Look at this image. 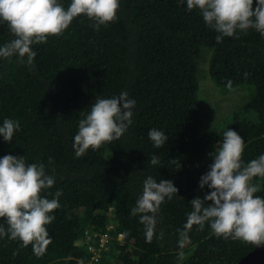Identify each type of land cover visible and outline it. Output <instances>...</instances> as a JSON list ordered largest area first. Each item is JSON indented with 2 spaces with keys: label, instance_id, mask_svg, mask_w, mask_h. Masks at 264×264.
<instances>
[{
  "label": "trees",
  "instance_id": "1",
  "mask_svg": "<svg viewBox=\"0 0 264 264\" xmlns=\"http://www.w3.org/2000/svg\"><path fill=\"white\" fill-rule=\"evenodd\" d=\"M58 3L67 9L71 0ZM117 17L98 30L86 16L74 18L61 35L31 46V64L26 56L23 62L0 57V127L5 119L20 125L11 142L0 135V158L43 163L55 183L41 195L62 193L60 207L50 213L55 219L46 225L51 243L44 254L37 257L31 244L0 236V264H89L96 256L93 264H236L256 246L218 238L208 223L203 230L185 225L190 201L210 191L199 181L210 171L209 153L224 131L234 129L243 138L245 164L264 154V36L250 28L218 43L219 33L199 9H187V0H119ZM14 38L0 23V47ZM210 81L236 92L247 86L251 98L244 109L254 117L236 113L202 131L198 94L201 82L209 87ZM121 92L136 102L132 124L119 139L76 157L79 121L97 98ZM150 129L168 137L160 148ZM153 156L161 163L152 165ZM149 176L171 180L178 189L160 205L150 242L140 214H131ZM252 183L260 186L254 196L264 198V178ZM0 226L7 230L2 218ZM119 233L124 238L114 236L111 246L100 244Z\"/></svg>",
  "mask_w": 264,
  "mask_h": 264
},
{
  "label": "clouds",
  "instance_id": "2",
  "mask_svg": "<svg viewBox=\"0 0 264 264\" xmlns=\"http://www.w3.org/2000/svg\"><path fill=\"white\" fill-rule=\"evenodd\" d=\"M119 0H71L65 9L58 0H0V23L6 22L14 39L0 47V57L18 56L23 62L26 56L32 63L36 52L33 44L46 43L47 37L59 36L81 15L94 21L97 30L100 25L114 22L117 17ZM187 9H199L204 22L223 37H237L238 32L247 33L255 29L264 36V0H187ZM228 86L231 87L229 81ZM135 100L128 99L127 92L118 97L97 98L91 111L79 121L78 133L74 136L73 148L76 157L86 154L90 148L97 150L101 145L119 139L132 124V109ZM19 123L5 119L0 135L11 142ZM148 136L154 147L160 148L168 140L164 132L150 129ZM244 140L237 131L229 128L223 132V141L215 151L210 171L202 175L199 187L207 185L209 192L203 198L190 201L186 229L197 225L203 230L208 223L213 234L225 240H241L255 246L264 245V198L254 196L260 190L254 178H264V154L246 164L242 161ZM51 159V158H50ZM153 156L152 165L160 164ZM55 178L48 175L43 163H26L20 156L5 155L0 158V218L8 225L0 226V236L19 239L23 246H33L34 254H44L51 243L46 225L55 217L50 215L60 207L57 190L55 198L41 195L51 188ZM178 189L171 180L159 183L149 176L143 185L142 195L137 199L131 214H140V222L146 229L148 242L151 241L156 225V214L165 198L171 200ZM207 202V206L206 205ZM210 202V203H209ZM10 233V235H9ZM111 235L123 239V234ZM181 235L187 239V232Z\"/></svg>",
  "mask_w": 264,
  "mask_h": 264
},
{
  "label": "rangeland",
  "instance_id": "3",
  "mask_svg": "<svg viewBox=\"0 0 264 264\" xmlns=\"http://www.w3.org/2000/svg\"><path fill=\"white\" fill-rule=\"evenodd\" d=\"M209 87L200 86L198 94L201 130L206 132L213 127H220L236 113H243V118H253V111H246L244 105L251 98V90L247 86L239 87L243 92H236V88L223 89L209 82Z\"/></svg>",
  "mask_w": 264,
  "mask_h": 264
},
{
  "label": "water",
  "instance_id": "4",
  "mask_svg": "<svg viewBox=\"0 0 264 264\" xmlns=\"http://www.w3.org/2000/svg\"><path fill=\"white\" fill-rule=\"evenodd\" d=\"M236 264H264V245L256 246Z\"/></svg>",
  "mask_w": 264,
  "mask_h": 264
},
{
  "label": "built area",
  "instance_id": "5",
  "mask_svg": "<svg viewBox=\"0 0 264 264\" xmlns=\"http://www.w3.org/2000/svg\"><path fill=\"white\" fill-rule=\"evenodd\" d=\"M120 236H122V234H120ZM90 237L91 236L88 235V238H90ZM111 239H112V237L109 234V236L105 235L102 239H99V242L101 245H104L105 243L110 242ZM91 245H92V243L87 242V248L93 249V247ZM98 260H99V257L96 256L94 262H97ZM94 262H91L89 264H93Z\"/></svg>",
  "mask_w": 264,
  "mask_h": 264
}]
</instances>
